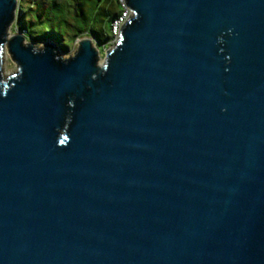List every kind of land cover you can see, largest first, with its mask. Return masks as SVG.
<instances>
[{"label": "water", "instance_id": "water-1", "mask_svg": "<svg viewBox=\"0 0 264 264\" xmlns=\"http://www.w3.org/2000/svg\"><path fill=\"white\" fill-rule=\"evenodd\" d=\"M124 3L100 62L0 0V264H264V0Z\"/></svg>", "mask_w": 264, "mask_h": 264}, {"label": "trees", "instance_id": "trees-1", "mask_svg": "<svg viewBox=\"0 0 264 264\" xmlns=\"http://www.w3.org/2000/svg\"><path fill=\"white\" fill-rule=\"evenodd\" d=\"M22 3L28 9H21L17 26L26 30L27 39L51 40L63 50L85 34L97 45L106 47L113 38L111 24L122 9L119 0H22ZM48 26L51 30L46 32ZM66 34L70 35L68 45Z\"/></svg>", "mask_w": 264, "mask_h": 264}, {"label": "rangeland", "instance_id": "rangeland-1", "mask_svg": "<svg viewBox=\"0 0 264 264\" xmlns=\"http://www.w3.org/2000/svg\"><path fill=\"white\" fill-rule=\"evenodd\" d=\"M20 4H21L24 11H26L28 9V5L26 3H20ZM16 21H17V23L19 22L18 19ZM46 24L49 25L48 23H46ZM48 27H49V29H46L45 30L46 32L51 30V27L50 26H48ZM12 32H13V30L11 31V33ZM69 36L70 35H68V34L65 35V44L66 45H68L70 43ZM86 38H90L94 42V45L98 49L100 62L104 58L105 52L108 49H110L111 47H113V45H111V44H108L106 47H101L95 43V41L93 40V38L91 36L86 35V34L83 35L82 37H80L79 39L81 40V39H86ZM36 41L37 42H35V44L41 45L43 43V41H45V40L37 39ZM57 45L60 47L59 44H57ZM76 50H77V42H75L72 45H69L68 49H66V50L60 49L59 54L62 58H68V57L72 56ZM3 72H4V77H8V76L13 75L17 72L16 65L10 60V58L7 54H5V56H4Z\"/></svg>", "mask_w": 264, "mask_h": 264}, {"label": "built area", "instance_id": "built-area-1", "mask_svg": "<svg viewBox=\"0 0 264 264\" xmlns=\"http://www.w3.org/2000/svg\"><path fill=\"white\" fill-rule=\"evenodd\" d=\"M119 2L121 4V6H122L121 12H120L119 16L116 19H114V21L111 24V34H112L113 38H112V40L110 41L109 44H111L113 46L116 43V40H117V38L119 36V33H120V30H121L122 26L125 24V22L131 16V12L125 6L124 0H119ZM17 3H18V8H21V4L20 3H22V0H17ZM12 30H13L12 33H15V32H18V30H20V28H18V26H16V23H15V26L12 28ZM21 32L24 35L27 36L26 30H21Z\"/></svg>", "mask_w": 264, "mask_h": 264}, {"label": "crops", "instance_id": "crops-1", "mask_svg": "<svg viewBox=\"0 0 264 264\" xmlns=\"http://www.w3.org/2000/svg\"><path fill=\"white\" fill-rule=\"evenodd\" d=\"M21 9H23L22 6H21Z\"/></svg>", "mask_w": 264, "mask_h": 264}, {"label": "clouds", "instance_id": "clouds-1", "mask_svg": "<svg viewBox=\"0 0 264 264\" xmlns=\"http://www.w3.org/2000/svg\"><path fill=\"white\" fill-rule=\"evenodd\" d=\"M21 9V8H20Z\"/></svg>", "mask_w": 264, "mask_h": 264}]
</instances>
